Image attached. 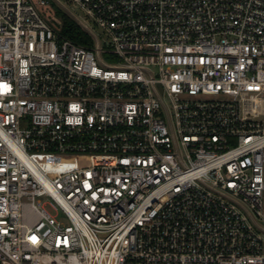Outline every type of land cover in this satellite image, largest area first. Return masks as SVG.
Segmentation results:
<instances>
[{"label": "built area", "instance_id": "2783aa9c", "mask_svg": "<svg viewBox=\"0 0 264 264\" xmlns=\"http://www.w3.org/2000/svg\"><path fill=\"white\" fill-rule=\"evenodd\" d=\"M0 264H264V0H0Z\"/></svg>", "mask_w": 264, "mask_h": 264}, {"label": "trees", "instance_id": "16d2710c", "mask_svg": "<svg viewBox=\"0 0 264 264\" xmlns=\"http://www.w3.org/2000/svg\"><path fill=\"white\" fill-rule=\"evenodd\" d=\"M57 12L61 19L59 26L61 35L78 44L92 45L90 35L82 30L74 19L60 9H57Z\"/></svg>", "mask_w": 264, "mask_h": 264}, {"label": "rangeland", "instance_id": "374dc122", "mask_svg": "<svg viewBox=\"0 0 264 264\" xmlns=\"http://www.w3.org/2000/svg\"><path fill=\"white\" fill-rule=\"evenodd\" d=\"M71 7V6H70ZM57 5L55 4V3H52L51 5H49V6H44L43 8H42V10L46 13V14H48V16H50V17H52V16H58L59 17V15H58V12H57ZM72 9H73V12L76 14V15H78L80 18H82V16H83V14L81 13V11L79 10V9H76V8H73V7H71ZM60 18V17H59ZM53 21V20H52ZM54 22V21H53ZM55 23V22H54ZM100 35V34H99ZM101 38V40H102V37H100ZM93 41V40H92ZM103 44V46L105 45L104 43H102ZM102 58H103V61L104 62H106L107 64H112L111 62V60H109V59H107V58H105V56H102ZM46 208H47V210L51 213V214H53V215H55L57 218H59V219H62V220H65V218H64V216L62 215V213L60 212V211H58V212H56L53 208H51L49 205H46L45 206Z\"/></svg>", "mask_w": 264, "mask_h": 264}, {"label": "bare ground", "instance_id": "6f19581e", "mask_svg": "<svg viewBox=\"0 0 264 264\" xmlns=\"http://www.w3.org/2000/svg\"><path fill=\"white\" fill-rule=\"evenodd\" d=\"M55 159H56V158H53V157H46V158L44 159V161H45V162H48V161H50V160L55 161Z\"/></svg>", "mask_w": 264, "mask_h": 264}]
</instances>
